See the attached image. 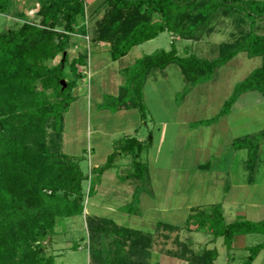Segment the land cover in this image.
<instances>
[{
    "label": "trees",
    "instance_id": "16d2710c",
    "mask_svg": "<svg viewBox=\"0 0 264 264\" xmlns=\"http://www.w3.org/2000/svg\"><path fill=\"white\" fill-rule=\"evenodd\" d=\"M34 3L38 9L32 22L23 19L24 15L13 9L11 0H0V15L12 13L18 17L0 31V264H54L53 257L45 255L42 241L44 238L51 239L55 234L58 220L82 216L83 182L89 179V175H85L80 168L82 156L71 157L63 152L64 114L74 100L71 91L83 78L82 69L87 66L89 58V51L81 50L77 45L76 56L69 59L68 54V49L75 47L72 36L80 26L78 20L85 14V0H34ZM186 6L182 7L176 0H104L94 10L95 16L102 7H108L110 11L105 20L102 18L94 22L89 31L90 43L94 46L108 45L113 62L162 32L181 34L184 30L178 27L177 20L184 19L188 10H195L189 16L192 21L188 25L190 29L202 21L206 23L211 11L218 7L224 8V14L235 9L243 10L244 17L250 19L248 30L234 43L222 45L215 58L180 57L172 42L168 51L159 50L136 59L132 65L121 70L123 84L118 88L117 97L109 102L112 106L105 102L99 108L113 112L137 109L141 120L145 121L142 91L146 79L154 71L162 72L168 65L176 64L186 83L180 94L183 97L196 85L210 81L217 68L243 52L249 58L259 57L260 65L235 84L214 118L198 121L192 126L210 125L229 114L243 93L264 95V34L257 30L258 24H264V1L190 0ZM178 13L183 16L178 18ZM155 14L159 21L153 20ZM176 21L177 25H174ZM82 28L86 35L88 31ZM57 56L60 60L53 63ZM67 65L73 76L70 80L64 75ZM151 140L150 132L144 141L134 137L119 140L105 164L93 169L96 178L87 194L95 192L99 177L113 166L117 151L132 156L135 172L129 173L126 180L129 176L142 180L145 169L136 160ZM262 140L264 127L256 134L236 138L231 143L235 150H246L245 168L249 176L256 168ZM209 166L210 161L198 168ZM125 209L121 207L119 211L125 213ZM191 221L195 222L197 229H206L213 239L222 238L226 249L231 247L237 234L264 235V220L226 223L220 204L211 206L208 212L199 210L190 215L186 222L189 224ZM85 222L87 240L95 246L92 250L90 246L88 249L95 264L146 262L150 235L118 226L112 219L96 215L85 216ZM160 229L174 232L180 227L158 222L156 231ZM107 238L113 239L112 244L119 246L115 247L112 258L108 257L110 255L93 257L101 250L96 246L102 248V242ZM178 245L179 251L165 250L163 253L184 259L188 264H211L217 256L215 249L193 253L186 243L178 242ZM263 249L264 241L249 247L243 264H251ZM122 253L125 257L120 256Z\"/></svg>",
    "mask_w": 264,
    "mask_h": 264
},
{
    "label": "rangeland",
    "instance_id": "374dc122",
    "mask_svg": "<svg viewBox=\"0 0 264 264\" xmlns=\"http://www.w3.org/2000/svg\"><path fill=\"white\" fill-rule=\"evenodd\" d=\"M176 1L187 8L186 3L190 0ZM34 7L38 9V6ZM223 9L208 10L211 14L206 23L202 21L191 29L188 28L192 23L189 16L195 10L186 11L184 19L178 13L176 16L182 17L180 21L176 19L178 27L184 30L181 34L162 32L156 38L132 48L116 62L110 59L108 45L94 46L89 39L94 22L102 18L105 20L109 8L102 7L98 16L94 15L96 13H85L78 20L80 26L72 36L73 45L89 51L90 64L82 69L83 78L78 82L83 93L75 96L78 85L71 91L74 100L64 114L63 152L71 157L82 156L80 168L85 175H89V179L83 182L82 216L58 220L55 234L51 239L44 238L42 241L45 255L52 256L54 264H95L89 254L91 251L88 252L89 246L91 250L95 246L87 240V215L109 218L118 226L150 235L149 255L144 264H151L159 257L155 254L166 248L179 251L178 242L186 243L193 253L216 248L219 257L215 264H243L245 261L248 251L244 248L234 247L229 253L225 252L222 238L213 239L206 229H197L194 221L187 224L186 218L199 210L208 212L212 203L220 202L226 222L264 220V140L259 145V162L257 160L256 168L249 176L252 182L247 181L249 177L243 168L246 150H235L231 146L235 138L256 134L264 127V95L243 93L231 109L235 111L232 120L223 116L210 125H192L214 118L235 84L257 68L261 59L239 53L217 68L210 81L196 85L183 97L180 94L186 83L176 64L168 65L163 76L162 72L154 71L142 91L145 121L141 120L137 109L113 112L99 108L105 102L112 106L109 102L117 97L118 88L123 84L122 69L143 55L170 50L172 42L180 57L195 55L207 60L217 57L220 47L234 43L248 30L250 22L249 17H244L243 10L235 9L224 14ZM33 15L32 22L36 19ZM153 20L160 19L155 14ZM177 21L173 22L174 25ZM10 22V17L0 15V31L7 28ZM82 26L88 31L86 35ZM257 30L264 34V24H258ZM77 46L68 49L69 59L76 56ZM59 60L60 56H57L53 63ZM64 75L67 80L73 78L68 65ZM149 132L151 144L141 150L136 160L145 169L142 180L129 176L126 181L129 173L135 172L132 156L117 151L113 166L105 170L95 184V192L87 194L96 178L93 169L105 164L107 156L116 150V143L126 137L144 141ZM208 160L212 161L209 171L198 169V164ZM226 167H230L231 173L222 177L221 181L217 170ZM225 187L230 189L226 192ZM189 204L192 207L190 211ZM121 207L126 208L125 213L119 211ZM158 222L174 224L180 229L174 232L156 231ZM243 239L244 247H251L262 243L264 235L251 233ZM112 240L107 238L102 242V248L97 245L96 248L101 250L93 257L110 255L108 257L112 258L115 247H119L112 244ZM120 256L125 257L123 253ZM253 264H264V250L260 251Z\"/></svg>",
    "mask_w": 264,
    "mask_h": 264
},
{
    "label": "crops",
    "instance_id": "0c3cea01",
    "mask_svg": "<svg viewBox=\"0 0 264 264\" xmlns=\"http://www.w3.org/2000/svg\"><path fill=\"white\" fill-rule=\"evenodd\" d=\"M12 1V3H13V9H15L16 11H19V12H21L24 16L22 17L23 19H30V20H32L33 18H34V11L36 12V9H35V5L37 6V4L36 3H34V0H11ZM33 1V2H32ZM104 0H85V13L86 14H88L89 13V15H91V14H93V12H94V10L103 2ZM14 13H16L15 11H14ZM30 15V16H29ZM8 17H10V19L11 20H17V16L15 15V14H9V15H7ZM148 42V41H147ZM102 47V46H101ZM103 48V47H102ZM125 57V56H124ZM122 59V58H121ZM89 60H90V58H88V63H87V65L89 66V64H90V62H89ZM119 61V60H118ZM116 62V61H115ZM165 70V69H164ZM161 73V72H160ZM162 76L164 75V71H162V74H161ZM151 78V75L146 79V81L148 80V79H150ZM146 81H145V83H146ZM145 83H144V86H145ZM144 86H143V88H144ZM80 88L81 87H79V85H78V87H77V93L75 94V96L77 95V94H79V93H83V89H81L82 91H80ZM83 88V87H82ZM238 100V99H237ZM235 104V103H234ZM233 104V105H234ZM233 107V106H232ZM232 107H231V109H232ZM129 110H131V109H129ZM124 110H119L118 112H123ZM128 111V110H127ZM232 114V115H231ZM233 114H235V111L234 112H232L231 110H230V112H229V114H227V115H225V116H229L230 117V120H232V118H233ZM223 117V116H222ZM235 118V117H234ZM232 122H234V120L232 121ZM263 128V127H262ZM247 136V135H246ZM236 139V138H235ZM246 160V159H245ZM245 160L243 161V168H244V171H245V174H246V176L247 177H249V173H248V171L246 170V168H245ZM210 161V166L208 167V168H204V169H202V168H198V169H201V170H203V171H209L210 170V168H211V165H212V161L211 160H208L207 162H209ZM207 162H205V163H200V164H198L197 165V167H199V166H201V165H204V164H206ZM96 166V165H95ZM217 172H219V179L222 181V177L223 178H225L229 173H231L230 172V167L228 168V167H226V169H218L217 170ZM226 175V176H225ZM225 176V177H224ZM252 179V178H251ZM250 178H248L247 179V181L249 180V181H251L252 182V180H251ZM127 181V180H126ZM243 185V184H242ZM230 189V188H224V190L227 192L228 190ZM132 193V192H131ZM131 195H133V194H131ZM142 197H144V196H142ZM215 204H220V206H221V210H222V214H223V217H224V210H223V204L222 203H220V202H217V203H212V205L211 206H213V205H215ZM189 207H188V210L190 211L191 209H192V207L190 206V204L188 205ZM200 208L199 209H203L201 206H199ZM187 219V218H186ZM224 220H225V217H224ZM226 222V221H225ZM259 222V221H258ZM226 223H230V222H226ZM172 225H174V224H172ZM131 229H133V228H131ZM134 230H136V229H134ZM245 235H247V234H237V235H235L234 237H233V239H232V243H231V247L229 248V249H226L225 248V246L223 245V247L225 248V252H227V253H229L228 251H230L232 248H238V247H240V248H244L246 251H248V248L249 247H244V244H243V238H244V236ZM215 243V242H214ZM223 243V242H222ZM252 247V246H251ZM207 249V248H206ZM212 249H215L216 251H217V256H216V259L211 263V264H215V262H216V260L218 259V257H219V251L216 249V248H212ZM166 250H171V249H168V248H166ZM219 250H221V249H219ZM264 250V249H263ZM262 251V250H261ZM260 253V252H259ZM259 253L256 255V257H258V255H259ZM159 255V257L157 258V259H155V260H153L152 261V263L151 264H188V262L187 261H185L184 259H180V258H177V257H173V256H168V255H166L165 253H163V252H160V253H156L155 254V256H158ZM247 257V256H246ZM256 257L254 258V260L251 262V264H253V262L255 261V259H256Z\"/></svg>",
    "mask_w": 264,
    "mask_h": 264
},
{
    "label": "water",
    "instance_id": "95a60500",
    "mask_svg": "<svg viewBox=\"0 0 264 264\" xmlns=\"http://www.w3.org/2000/svg\"><path fill=\"white\" fill-rule=\"evenodd\" d=\"M63 56H64V54H63Z\"/></svg>",
    "mask_w": 264,
    "mask_h": 264
}]
</instances>
